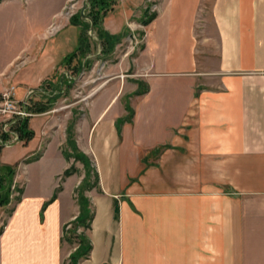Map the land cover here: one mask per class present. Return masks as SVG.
Wrapping results in <instances>:
<instances>
[{
	"label": "crops",
	"instance_id": "1",
	"mask_svg": "<svg viewBox=\"0 0 264 264\" xmlns=\"http://www.w3.org/2000/svg\"><path fill=\"white\" fill-rule=\"evenodd\" d=\"M51 1L56 15L69 0ZM146 6L117 0L103 19L112 34L133 39L140 27L144 35L138 54L117 63L133 74H116L109 83L121 78L117 91L110 95V85L97 95L76 124L77 145L99 177L83 192L94 212L93 248L79 264H264V0H159L156 17L143 24ZM199 22L217 32L218 86L199 83V48L212 39L199 37ZM46 30L26 62L9 76L0 72V92L10 84L19 97L33 90V110L43 104L37 97L53 101L72 81L63 67L81 33L66 35L63 51V31ZM127 75L144 81L145 92L129 97L133 116L119 127L129 114L123 98L138 89L127 87ZM46 112L30 117L34 137L19 142L15 159L3 161L8 145L1 149L23 192L13 207L0 206V264H67L75 249L63 232L81 211L75 191L87 171L64 176L72 165L63 153L67 132L63 139V126Z\"/></svg>",
	"mask_w": 264,
	"mask_h": 264
},
{
	"label": "rangeland",
	"instance_id": "2",
	"mask_svg": "<svg viewBox=\"0 0 264 264\" xmlns=\"http://www.w3.org/2000/svg\"><path fill=\"white\" fill-rule=\"evenodd\" d=\"M86 1L87 0H69L63 3L62 13L59 12L54 15L58 8H54L56 3L51 0H32L30 3L27 2V5L24 0H2L0 2V72H2L3 75L6 74L9 76L19 63L26 62L25 59H27V54H31L29 49H31L33 43L38 40V37L43 34L46 29L47 33L51 35L55 33L58 34L63 31L58 36V44H63V51H67V48H65L66 44L63 42L66 35L71 36L72 32L73 37L77 38L78 27L79 30L82 31V26L76 27L74 25H70L72 16L74 14L76 16L82 14L79 20L83 22V24H90V18L87 20L88 17L84 15ZM158 2L159 0H147L146 9H148L150 13L157 12ZM197 29L199 37H212L211 43H208L207 46L201 45V48H199L201 49L199 69H202L204 72V75L201 76L199 83H201L202 86L207 87L218 86L219 78L212 73V70L217 67L219 61V47L214 23L199 22ZM86 32L92 43V54L89 55L90 59L93 61L92 66L88 69L83 68L82 71L79 72L75 68L83 58L81 56L78 59H74L71 64H66L65 67H63L66 69L64 76H71L72 78L73 82L70 83L71 86H65L63 92L60 93L61 95L52 102L48 101L47 98L49 97L46 95L37 97V100L43 102V104H50V109L44 114V116L52 118L54 124L53 126L56 128H61V125L63 126V139L64 129H66L67 132L69 125L72 124L74 127V138L76 140V124L81 117L90 111L92 101L97 95L107 90L110 85H113L109 90L110 95H113L117 91V86L120 84L121 78L112 80L111 83H109L110 80L116 76V74L120 75L123 72L129 75L133 74V67L123 69V65L117 63L121 58L126 57L125 62H127L128 59H131L138 54V50L142 46L141 40L144 35V32L140 30V27H137L133 31L136 35L133 39L129 36V31H127L125 34L126 38L116 46L115 50L111 54L107 55L101 53V45L98 43L96 31L93 28H90ZM61 45H59L57 50L55 49L56 54L60 53L62 50ZM70 48L71 45L68 46V49ZM127 54H129L128 57ZM24 68H27V66ZM128 78L129 82L127 87L130 86L131 88L133 83L136 82L138 84L137 90L145 88L144 81L135 79L131 76ZM2 82H4L3 76H0V86L2 85ZM140 82H142V84ZM135 92L126 95L123 98L124 101L128 102L130 100L129 97L131 95H135ZM44 116L37 117L36 119L34 118L32 125L35 126L36 121H39V119ZM56 140H58V137H55L54 141ZM22 149H24V146L19 142L8 145L2 151L3 161L10 162L11 158L15 159L14 157H17L19 155L18 152ZM63 149L73 152L67 141H65ZM71 159L72 168L76 169L79 175L83 177L86 169L85 163L74 157ZM3 165L12 166V164L9 163H3ZM17 168L21 171V176L19 177L20 181L25 182L26 172L22 170L21 166H17ZM34 168L35 167L30 168L31 174L33 171L36 172V169ZM4 169H6V166H4ZM86 179L90 184H93L96 179L95 172L91 171L90 175ZM10 185V187L6 186L3 193L9 195L10 197L7 205H9V207H13L17 202V197L20 196L19 189L22 186V182H19L17 185V182L13 181ZM81 190L82 192L84 191L83 188H81ZM75 193L78 196V193L80 192L76 189ZM10 212L11 210L7 211V214ZM5 219L6 218H3V223L0 229L3 227V224L6 221ZM66 229L71 230L72 225H69ZM83 230V227H79L76 234H80ZM69 234L70 233H66V236ZM76 234L74 235L72 242L67 240L64 242L67 246L75 247V249L79 244V239ZM67 262V264H69V260Z\"/></svg>",
	"mask_w": 264,
	"mask_h": 264
},
{
	"label": "trees",
	"instance_id": "3",
	"mask_svg": "<svg viewBox=\"0 0 264 264\" xmlns=\"http://www.w3.org/2000/svg\"><path fill=\"white\" fill-rule=\"evenodd\" d=\"M2 0H0L1 2ZM117 0H87L86 1V9H85V16L90 18V24H83L81 22L80 16L79 15H73L71 18V22L76 25H81L82 26V31L79 36V43L77 48L68 54L66 56V63L70 64L74 58L76 57H81L82 60L78 63L76 66V70L79 72L82 71L83 68H90L92 66V59L90 57L86 58L88 55L92 54V43L90 41V38L87 34V30L90 28H93L96 31V36L98 43L101 45V53L102 54H111L116 46L122 41V39L125 37L124 33L121 34H112L109 31H107L104 26H103V19L106 16V14L113 9L114 5L116 4ZM157 15V12L155 13H150L148 9H146V12L144 14L143 19L141 20L143 24H148L150 23ZM73 82V81H71ZM70 82V83H71ZM68 83L66 86L70 87L71 84ZM142 84V82H140ZM139 83V85H140ZM145 90L139 89L135 92V94H142L144 93ZM61 94H57L52 97V99L56 100ZM53 100V101H54ZM52 102V101H49ZM50 104H39L34 107V110L38 113H42L45 111H48L50 109ZM126 108L129 111V114L127 115L126 118L119 119V127L120 123H122L125 120H131L133 116V109L131 105L127 102L126 103ZM33 109V108H32ZM30 118H26L24 120H21L18 125V130L20 132L21 139L24 141L28 142L34 137V130L30 128ZM67 142L68 145L71 147L73 152H70L68 150L63 149V153L68 159H71L72 157L82 160L85 163L86 167V177L83 181V185L81 188L85 191L86 189H90L98 184V174L95 168L92 165L91 159L86 155L83 151L80 150V148L77 145V142L74 138V127L73 125H69L67 129ZM4 145L0 144V151L1 147ZM163 147L159 148L161 150ZM4 166H6V169H4ZM91 171L95 172V182L93 184H90L89 181L86 179ZM15 167L11 165H3L0 161V205H7L10 197L9 195H6L3 193L4 189L6 186H11L12 182L14 181V175H15ZM77 172L76 169H73L72 166H70L68 169L65 170L64 176H69L73 173ZM79 188V202L81 205V211L80 213L70 222L66 223L64 226V232H63V241L67 240L69 242L73 241L74 235L77 233V230L79 227H83L84 230L80 234H76V236L79 239V244L76 249L71 252L69 256V264H79L81 260L86 259L89 257L93 245L92 242L87 234V231L91 228L93 217H94V212L90 206V201L87 197L83 195V192ZM61 187L57 188L56 193L54 197H56L58 190H60ZM20 194L23 192V189H19ZM21 199V196L17 197V201ZM72 225L71 230H67L66 228ZM66 233H70L69 235L66 236Z\"/></svg>",
	"mask_w": 264,
	"mask_h": 264
},
{
	"label": "built area",
	"instance_id": "4",
	"mask_svg": "<svg viewBox=\"0 0 264 264\" xmlns=\"http://www.w3.org/2000/svg\"><path fill=\"white\" fill-rule=\"evenodd\" d=\"M29 89L25 96L19 97L16 85L6 86L0 93V144L10 145L24 141L21 139L18 125L21 120L37 114L31 107Z\"/></svg>",
	"mask_w": 264,
	"mask_h": 264
}]
</instances>
